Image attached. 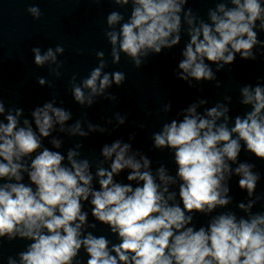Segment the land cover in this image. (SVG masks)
I'll return each mask as SVG.
<instances>
[{
	"label": "clouds",
	"instance_id": "9594fccd",
	"mask_svg": "<svg viewBox=\"0 0 264 264\" xmlns=\"http://www.w3.org/2000/svg\"><path fill=\"white\" fill-rule=\"evenodd\" d=\"M113 3L131 5V12L127 19L119 11L106 17L111 62L119 64L123 54L139 69L186 36L175 77L189 88L203 82L220 88L217 73L231 66L237 54L254 62L264 50L258 38L264 33V0H218L207 20L186 7L188 0ZM27 12L37 20L42 15L37 6ZM31 51L36 66L48 65L50 74L62 76V46ZM96 57L98 64L87 77L77 82L73 75L70 82L74 101L84 108L98 98L115 102L109 89L126 80L123 72L105 71L103 51ZM37 82L53 87L43 77ZM239 96L247 109L242 115L231 114V96L211 107L198 98L152 134L155 150L173 154L174 175L164 164L153 169V161L133 148L136 133L127 141L121 137L105 143L96 159L82 157L81 143L66 154L61 151L63 135L110 136L127 121L120 113L103 126L84 118L70 123L72 112L58 106L55 97L34 107L30 118L23 108L6 107L0 100V244L28 242L6 264H82L81 250L86 264H264V211H254L264 201V193H257L262 177L254 163L240 160L245 151L264 161V77L240 87ZM160 111L170 113L171 101ZM125 172L128 183L116 179ZM234 176L246 193L235 205L243 215L217 213L233 204ZM85 204L118 243L93 234L97 224L89 222ZM198 213L210 217L206 226L196 227Z\"/></svg>",
	"mask_w": 264,
	"mask_h": 264
}]
</instances>
